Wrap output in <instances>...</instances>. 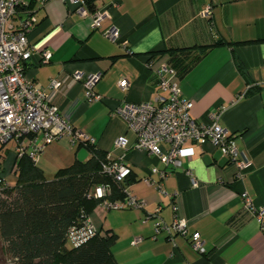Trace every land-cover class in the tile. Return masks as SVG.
I'll use <instances>...</instances> for the list:
<instances>
[{
	"label": "crops",
	"instance_id": "crops-1",
	"mask_svg": "<svg viewBox=\"0 0 264 264\" xmlns=\"http://www.w3.org/2000/svg\"><path fill=\"white\" fill-rule=\"evenodd\" d=\"M26 2L33 18L26 77L49 92L62 118L93 139L98 151L131 170L134 180L128 191L145 203L141 209L97 205L89 211L96 233L114 239L112 262L264 264V233L243 207L246 195L264 208V0H89L87 9L108 16L98 30H91L90 20L79 17L72 4ZM206 8L209 18L201 16ZM110 28L119 33L116 42L103 35ZM44 51L51 53L48 63L41 62ZM150 61L175 71L183 96L193 103L191 116L197 124H210L218 114V124L236 136L240 158L247 164L242 179L210 144L191 145L181 169H167L165 179L152 173L166 167L134 149L135 136L119 117L110 116L124 102L155 105L159 96H166L155 88ZM75 73L100 75L94 91L102 101L86 102L82 83L73 80ZM52 79L60 82L57 90L48 88ZM121 79L128 82L127 89L119 86ZM119 136L128 140L125 151L113 147ZM6 149L0 155L5 176L14 165V150ZM90 158L85 145L65 137L44 148L36 167L50 181L59 170ZM146 178L159 183L162 192L146 185ZM157 208L166 224L175 215L186 219L189 232L200 235L205 254L196 253L185 238L155 233L157 219L147 215Z\"/></svg>",
	"mask_w": 264,
	"mask_h": 264
},
{
	"label": "built area",
	"instance_id": "built-area-1",
	"mask_svg": "<svg viewBox=\"0 0 264 264\" xmlns=\"http://www.w3.org/2000/svg\"><path fill=\"white\" fill-rule=\"evenodd\" d=\"M75 6V13L90 20L91 30H98L101 23L108 17L105 11H90L85 0H59ZM26 0H0V144L14 145L15 173L17 161L27 156L33 164H37L44 148L62 138H69L84 145H94L93 139L79 130L74 129L66 122L58 108L51 102L49 92L43 88H35L25 74L26 62L31 58L32 51L28 45L27 32L33 24L30 15L19 16L21 8L26 6ZM210 9L206 8L201 16L209 18ZM105 38L116 42L119 33L115 28L103 32ZM127 51L126 43H122ZM51 58L50 51L41 53V62L48 63ZM148 67L156 76L155 88L166 96H159L157 104L150 102H124L114 109L110 116L119 117L127 129L135 136L134 149L144 151L156 157L166 167L164 171L153 169L163 180L167 176V169H181L183 159L191 153L193 144H210L228 163L237 169V178L242 179L247 164L240 158L234 134H230L221 127L217 120L218 114L212 116L213 121L207 125L197 124L191 116L192 101L186 99L177 82L175 71L166 64L155 66L150 61ZM100 75L84 76L80 73L73 75L74 81L82 83L86 102L88 104L102 101V97L95 93L94 85ZM119 86L127 89L129 84L121 79ZM60 82L52 79L48 88L57 90ZM113 147L125 151L128 140L124 136L115 139ZM2 150V149H0ZM106 163L102 164V172L114 181L121 183L129 174L130 169L120 161L111 160L106 155ZM0 162V191L8 187L5 181L4 169ZM143 182L156 185L162 192L161 185L150 178ZM197 186V183H193ZM124 198L115 202L107 201L110 195L108 186H97L87 194L88 199L100 200L105 210L141 209L145 206L143 201L136 199L128 188L124 189ZM243 207L259 223L264 233V208L256 207L251 199L244 195ZM176 211V208H174ZM160 208L147 215V219L156 218L155 233L166 232L170 236L177 235L185 238L191 248L198 254L204 255V243L196 232L190 233L188 221L177 215L170 224L159 218ZM96 230L87 216H82L79 224L70 227L67 231L66 242L71 247H79L94 237Z\"/></svg>",
	"mask_w": 264,
	"mask_h": 264
},
{
	"label": "trees",
	"instance_id": "trees-1",
	"mask_svg": "<svg viewBox=\"0 0 264 264\" xmlns=\"http://www.w3.org/2000/svg\"><path fill=\"white\" fill-rule=\"evenodd\" d=\"M88 1L85 0L86 4ZM29 7L26 3L19 16L26 15ZM219 45L207 47L205 51ZM238 69L243 70L241 64ZM85 146L91 158L59 170L50 181L27 156L17 161L16 186L0 191V243L3 245L0 263L11 258L13 264H114L110 254L114 240L111 236L96 233L79 247L69 250L65 247L68 229L79 224L82 216H88L101 203L88 199L89 191L108 186L110 195L106 200L115 202L124 198V189L134 180L130 170L121 183L114 181L102 172L107 154L98 151L95 144Z\"/></svg>",
	"mask_w": 264,
	"mask_h": 264
},
{
	"label": "rangeland",
	"instance_id": "rangeland-1",
	"mask_svg": "<svg viewBox=\"0 0 264 264\" xmlns=\"http://www.w3.org/2000/svg\"><path fill=\"white\" fill-rule=\"evenodd\" d=\"M5 147L8 149V152H12L14 150V145L12 143L7 144V145H1L0 144V149H2V151L0 150V155H2L5 151ZM6 149V150H7ZM5 155V154H4ZM5 174V172H4ZM5 176V175H4ZM5 181L7 182L8 186L10 188H14L16 186L17 183V175L15 173H12L11 171H9L6 176H5ZM1 240V239H0ZM1 245V243H0ZM65 247L66 249H71V246L69 245L68 242H65ZM13 260L11 258H7L5 260V263H0V264H13Z\"/></svg>",
	"mask_w": 264,
	"mask_h": 264
}]
</instances>
